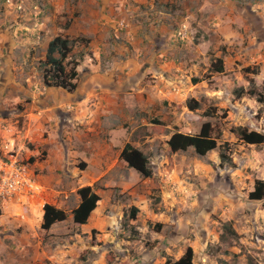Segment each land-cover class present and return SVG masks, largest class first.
<instances>
[{
    "label": "rangeland",
    "instance_id": "obj_1",
    "mask_svg": "<svg viewBox=\"0 0 264 264\" xmlns=\"http://www.w3.org/2000/svg\"><path fill=\"white\" fill-rule=\"evenodd\" d=\"M223 4L211 22L197 11L190 39L180 40L187 68L176 98L122 121L129 136L120 128L111 132L117 149L102 167L97 151L109 138L79 127L60 136L49 113L29 120L25 97L16 99L23 90L7 84L13 72L0 75V155L17 156L42 186L26 220L16 207L0 211V264H168L189 251L194 264H264V199H249L264 182V144H247L239 134L264 135V0ZM215 58L223 61L222 73L213 70ZM205 123L217 150L205 157L171 151L175 132L195 135ZM127 144L148 156L150 178L120 160ZM222 151L230 164L221 162ZM85 186L100 202L88 223L78 225L71 212ZM46 204L65 210L68 220L42 230ZM226 224L236 235L223 239Z\"/></svg>",
    "mask_w": 264,
    "mask_h": 264
},
{
    "label": "crops",
    "instance_id": "obj_2",
    "mask_svg": "<svg viewBox=\"0 0 264 264\" xmlns=\"http://www.w3.org/2000/svg\"><path fill=\"white\" fill-rule=\"evenodd\" d=\"M13 1L0 0V75L13 72L7 84L23 90L16 99L25 97L21 101L29 120L40 121L49 113L58 119L60 136L61 130L79 127L109 138L97 151L101 167L109 151L117 149L111 132L120 128L129 136L122 121L146 105L172 102L180 92L179 77L187 68L185 45L176 35L180 28L187 27L189 40L197 11L211 22L213 10L228 2L134 0L127 7L125 0ZM120 20L128 22L126 30L118 29ZM57 36L89 41L73 92L43 83L40 66Z\"/></svg>",
    "mask_w": 264,
    "mask_h": 264
},
{
    "label": "trees",
    "instance_id": "obj_3",
    "mask_svg": "<svg viewBox=\"0 0 264 264\" xmlns=\"http://www.w3.org/2000/svg\"><path fill=\"white\" fill-rule=\"evenodd\" d=\"M89 41L85 38H65L63 36L55 37L50 43L46 59L41 63L40 70L42 72L43 83L47 88H60L68 92H73L76 87V81L79 77L78 66L80 61L87 55ZM213 70L218 73L224 71L223 61L219 58L213 59ZM199 80L193 79V83L197 84ZM237 96L241 94L236 91ZM192 110L195 106L189 103ZM241 140L247 144H264V135L257 132H247L240 130ZM168 145L172 152H185L193 149L195 153L201 157H205L212 151L218 149V141L212 134V126L210 123H205L199 133L195 135L175 132L169 139ZM1 154V141H0ZM223 164H230L227 152L222 151L220 154ZM121 161L127 163L130 168L135 169L143 178H150L153 175V170L150 167V161L146 154L139 149L134 148L131 144H127L121 154ZM79 203L71 212L73 222L78 225H86L100 202V196L96 193L92 186H85L77 191ZM251 201H261L264 199V182L258 181L255 190L250 193ZM42 230L49 231L54 225L66 222L68 213L54 205L46 204L43 208ZM223 239L227 236H235L231 224H226ZM168 264H194L193 254L189 251L180 260Z\"/></svg>",
    "mask_w": 264,
    "mask_h": 264
},
{
    "label": "built area",
    "instance_id": "obj_4",
    "mask_svg": "<svg viewBox=\"0 0 264 264\" xmlns=\"http://www.w3.org/2000/svg\"><path fill=\"white\" fill-rule=\"evenodd\" d=\"M117 27L126 30L128 22L120 20ZM176 35L180 40H186L187 27L182 26ZM41 190L42 186L27 164L13 154L0 155V211L14 206L19 210L16 216L26 220L31 214L34 198Z\"/></svg>",
    "mask_w": 264,
    "mask_h": 264
}]
</instances>
